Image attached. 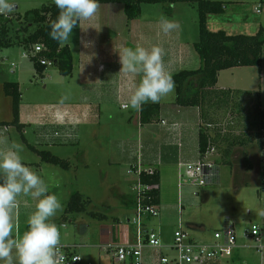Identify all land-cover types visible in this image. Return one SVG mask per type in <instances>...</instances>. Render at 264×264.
<instances>
[{"label":"rangeland","instance_id":"1","mask_svg":"<svg viewBox=\"0 0 264 264\" xmlns=\"http://www.w3.org/2000/svg\"><path fill=\"white\" fill-rule=\"evenodd\" d=\"M219 1L226 3V9L220 15H210L207 28L211 31L224 30L229 34H254L258 23L261 21L264 23V0ZM14 2L16 4L15 13L23 15L27 10L51 3L52 0H14ZM255 8H260L262 13H256ZM161 15L177 21L180 25L178 32L182 39L181 42L192 43L193 47V43L198 39L197 12L194 4L178 3L176 11L170 14L165 13L160 4H142L140 15L133 20L128 21L123 10L120 12V22H114L118 24L119 30L106 29L98 33L96 52L90 53L92 63L96 64L99 61L108 69L114 63L112 57L115 55L119 57L118 52L113 51L117 47L120 49L124 46L129 47L131 44L130 34L132 39L133 28L137 25L134 33L142 31L143 34L150 36L149 25L155 26V30H160L158 20ZM9 17L12 18L8 24L9 31L14 32L18 28V21L14 13ZM78 43V30L74 28L71 43H66L70 45L73 52L74 79L70 76H62L54 64L47 65L42 74L36 73L33 62L17 45H10L0 50V106H4L9 112V120L11 119V98L3 90L5 82L18 80L21 93L20 103L22 102L23 106L27 107L26 111L29 112L36 106L37 111L43 114V117L50 112L64 110L68 103H78V93L75 87L78 76V72L76 74L79 57ZM186 69L192 70L190 66ZM217 86L256 91L259 95V105L264 109V45L260 68L248 66L224 70L220 73ZM173 93L169 95L173 96ZM62 95L69 96V100L64 104L58 102ZM126 103L114 101L102 105L100 114L97 112L98 106L95 105L94 112L98 117L93 122L82 124L78 129V134H75L77 130L74 129L73 133L66 134L60 130H53L48 132L44 143L40 142L38 138L40 134L34 126L26 128L24 135L16 129L10 130V141L23 145L21 155L24 162L45 179L50 192L55 193L63 204V211L54 218V222L61 226L62 243L80 245L78 250L81 254H86L87 250L82 245L97 242L95 240L100 239L104 227L111 226L115 217L127 223L125 216L120 212L119 193H130L133 198V207L135 205L136 191L133 189L135 184L133 179L136 175L128 173L130 167L126 164L114 162L116 160L114 150L119 147L117 144L122 147V143L126 141L131 132L134 133L133 138L136 139L137 128L133 121L135 110L130 107L127 109L121 107ZM161 103H164V100ZM243 103L245 105L243 109L251 114L254 110V101L252 99L243 100ZM200 123L209 135L214 137L218 130L220 134L230 133L233 125L237 129L234 128L232 132L239 133L241 130L238 126L243 124L244 120L234 110L227 112L221 118H216V122L209 127L203 121ZM54 131H57V134ZM21 135L24 136L25 141L22 140ZM29 145L38 150H48L53 155L68 160V167L64 169L42 163ZM217 146H214L213 150L205 156L207 160L218 164L216 182L199 187L193 185L192 178L189 179L184 174L185 183L179 190L176 166L163 167L162 201L164 205H171L167 213V222L160 227V219L157 216L143 218V220L157 233H162L168 241L172 242L173 233L178 228L179 218L182 228L189 233L191 238L201 240H210L216 229H224L226 222L231 224L235 220L236 233H241L263 221V215L260 214L261 204L256 195L258 178L253 171L257 159V146L252 143L246 147H234L228 165L222 164L220 152L223 147L221 143L218 142ZM245 160L251 164V169L247 168ZM131 181L133 184L130 191ZM73 192H79L83 199L89 200L85 207L86 210L82 213H69L67 221L58 222ZM35 204L36 201L31 197H19L14 214L15 224L19 231L25 226L27 229L26 220L35 210ZM179 205L182 209L180 213ZM91 213L96 215L93 216ZM101 215L103 217H99ZM134 227L133 225L132 228ZM167 254L173 256L175 252L171 251Z\"/></svg>","mask_w":264,"mask_h":264},{"label":"crops","instance_id":"2","mask_svg":"<svg viewBox=\"0 0 264 264\" xmlns=\"http://www.w3.org/2000/svg\"><path fill=\"white\" fill-rule=\"evenodd\" d=\"M177 4L172 6L173 13L177 9ZM120 5L122 4L100 3V10L93 20L82 21L80 22V26L78 25L75 27L78 30L79 35V61L77 60L78 66L76 67V74L78 72V76L76 82L77 86H75L78 93V103H68L64 110L61 109L60 111L50 112L46 117H43V114H40V112L37 111L36 106L33 107L34 109L31 112H29L26 111L27 107L25 108L21 102L19 107V121L23 125V135L26 134V128L29 129L31 126L36 127V130L40 134V137L38 138L40 139V142L43 143L47 140L46 135L48 132H52L53 130H60L66 134L68 132L73 133L74 129L77 130L75 131V134H78V129L82 124L93 122L95 121V118L98 117L94 112L95 105L98 106L97 112L100 114V107L102 105L113 103L114 101L117 103L128 102V99L136 84L139 82L140 77L120 73L121 65L119 63V57H116L117 55L112 57L114 63L110 65L108 69L106 65L99 61H97L96 64L92 63L93 60L91 61L90 57V53L96 52L95 49L98 40V33L100 34L106 31V29L119 30L118 24L116 25L114 22H120V12L123 10V5L122 8H120ZM116 13H118L117 16ZM102 14L103 17H101ZM100 18L102 19L100 20ZM107 20L108 22H106ZM136 26L133 28L132 39L130 34L131 44H129V47L134 48L137 45L146 48H151L153 45L162 47L165 50V65L171 74L186 69L187 66H190V69H197L199 67L200 61L192 47V43H182L178 29L169 35H164L160 30H155V26L149 25L148 28L151 34L150 36H147L143 34L142 31H136V33H134ZM259 27H264L262 21L258 23L257 31ZM66 45L69 46L72 52L70 45ZM118 50L119 47L113 52H118ZM222 71L219 72L218 79ZM70 77L74 79L73 71ZM14 82H17L19 86L18 80ZM174 98L175 94L173 93V96L167 95L160 100L158 103L159 115L154 123H141L139 111H134L135 114L133 121H135L137 128L136 139L133 138L134 133L131 132L126 141L122 143V147L117 144V147H119L114 150V156L116 157V160L114 161L115 163H124L127 167L137 164L140 166L141 170L152 171L156 169L158 171L159 206L157 217L160 219V227L163 226L164 222H167V213L171 208V205H164L162 201L164 192L163 167L174 165L178 171V163H194L200 159L199 109L193 106H178L174 103ZM162 100H164V103H161ZM124 105L125 104L121 107ZM9 118V112L4 106H0V141L11 142L10 130L16 128L12 125L5 124L11 120H9ZM16 131L18 130L16 129ZM56 132L57 131H54V133ZM7 146V143L0 142V150L6 149ZM257 165L258 157L253 168L255 174L257 171ZM136 178L137 177L135 176L133 181L136 180ZM133 181L130 183V191ZM198 194L199 193H197V195ZM118 196L120 198V212L125 216L127 223L121 221L119 217H115L111 226L106 225L104 227L100 239L95 240L97 242L83 244L82 246L87 250L86 254H81L78 250V253L82 257V262L80 264H132L131 262L118 263L114 261L112 250L107 247L108 244L111 243L132 244L137 240L136 227L132 228L133 224L130 222L134 213L132 195L130 193H119ZM178 201L180 203V198ZM181 211L182 209L179 205V213ZM99 217L103 216L101 215ZM179 222H181L180 218ZM227 224L228 223L226 222L224 227ZM231 224L235 226V220L234 222H231ZM20 230L22 233L26 230V226ZM142 230L144 233L148 231H154L157 233L153 227L147 225L144 220ZM157 234L164 246L171 244L170 241L164 238L162 233ZM161 252L162 254H167V252L170 251L168 249H161ZM157 255V251L151 248H145L142 253L143 264H158ZM0 264H2V262H0ZM208 264H264V248L261 251H258L254 248L251 240L243 236V232L237 233L236 247L233 250L232 255L221 260L210 261Z\"/></svg>","mask_w":264,"mask_h":264},{"label":"trees","instance_id":"3","mask_svg":"<svg viewBox=\"0 0 264 264\" xmlns=\"http://www.w3.org/2000/svg\"><path fill=\"white\" fill-rule=\"evenodd\" d=\"M99 3H120L128 21L137 18L141 13L142 4H160L165 13L172 12V6L177 3L194 4L197 12L198 39L193 43V49L199 58L200 65L197 69H182L172 74L175 81L174 103L178 106H193L199 109V153L203 159L208 152L213 150L217 143H221L222 164H230L233 148L246 147L254 143L257 145L260 127L264 123V109L259 105V95L256 91L221 88L217 86L218 74L222 70L236 67L255 66L260 68L262 48L264 45V27H259L255 34H229L224 30L211 31L207 28L210 15H220L225 12L226 3L219 0H99ZM18 28L9 31V22L12 18L0 16V50L17 45L27 53L36 44L41 46V51L28 58L33 62L37 73L42 74L46 66L40 64L39 59H46L57 66L62 76H71L73 71V55L68 45L58 44L50 39L48 32L52 20L56 19L58 9L53 2L42 4L38 8L27 10L23 15L15 13ZM3 88L11 98L12 118L7 125L14 126L22 134L23 125L19 121V107L21 93L17 82H5ZM252 99L255 103L251 114L246 112L243 100ZM236 111L244 123L238 126L241 131L231 126V132L220 134L218 130L211 137L200 121L207 127L216 122L224 114ZM159 115L158 103H147L139 111L140 122L143 124L154 123ZM25 141L24 136L21 135ZM40 160L66 169L68 160L53 155L48 150H38L29 145ZM219 147V145L217 146ZM247 168L251 164L245 160ZM215 163V162H214ZM217 166L218 164L215 163ZM140 180L152 188L144 203L159 206V173L156 169L151 172L141 171ZM88 199H83L79 192H73L58 222L68 220L69 213H82L86 209ZM93 216L95 213H91Z\"/></svg>","mask_w":264,"mask_h":264},{"label":"clouds","instance_id":"4","mask_svg":"<svg viewBox=\"0 0 264 264\" xmlns=\"http://www.w3.org/2000/svg\"><path fill=\"white\" fill-rule=\"evenodd\" d=\"M58 9L52 20L48 35L58 44L71 43L73 29L82 21H91L100 10L99 0H52ZM16 10L14 0H0V16L7 18ZM160 31L169 35L180 25L174 19L161 15L158 20ZM120 73L139 76L128 102L123 106L141 111L143 105L159 103L174 92L175 81L167 70L165 50L153 45L121 47L118 50ZM69 100L62 95L60 104ZM7 143L0 150V262L2 264H65L62 251L61 226L54 218L63 211L59 197L50 192L49 185L35 170L28 166L21 155L23 145L16 141ZM21 196L36 201L35 210L27 217V229L22 233L15 224V210ZM264 215V211H261ZM264 247V245H261Z\"/></svg>","mask_w":264,"mask_h":264},{"label":"built area","instance_id":"5","mask_svg":"<svg viewBox=\"0 0 264 264\" xmlns=\"http://www.w3.org/2000/svg\"><path fill=\"white\" fill-rule=\"evenodd\" d=\"M256 13H260V8H255ZM41 46L36 44L29 53L25 51L26 57L34 56L41 51ZM40 64H52L46 59H39ZM57 134V133H56ZM257 177L258 188L257 197L261 204V211H264V123L259 130V138L257 143ZM141 168L139 165H131L128 173H134L136 180L133 189L136 191L134 213L130 222L136 227L137 240L132 244H108V248L112 250L113 260L118 263L131 262L132 264H143V250L151 248L157 251L158 264H208L210 261H217L228 258L232 255L236 247L237 233L232 224H227L224 229L216 230L210 240L193 239L187 231L182 228L181 222L174 231L172 242L168 246H164L159 235L154 231L143 232V218H150L158 215V207L144 203L148 198V192L152 188L148 184H144L140 180ZM148 172H151L148 170ZM192 178V184L202 187L207 184L216 182L218 177L217 165L207 160L205 157L194 163H178V187L183 186L185 181L183 175ZM264 218V215H263ZM243 236L252 241L254 248L261 251L264 247V219L260 223L255 224L250 229L243 232ZM63 244V243H62ZM78 245H64L62 251L66 256L65 264H80L82 257L78 253ZM161 249L174 251L173 256L162 254Z\"/></svg>","mask_w":264,"mask_h":264},{"label":"flooded vegetation","instance_id":"6","mask_svg":"<svg viewBox=\"0 0 264 264\" xmlns=\"http://www.w3.org/2000/svg\"><path fill=\"white\" fill-rule=\"evenodd\" d=\"M256 176H257V173H256ZM258 178V177H257ZM258 188V187H257ZM256 192H257V190H256ZM257 195V194H256Z\"/></svg>","mask_w":264,"mask_h":264},{"label":"water","instance_id":"7","mask_svg":"<svg viewBox=\"0 0 264 264\" xmlns=\"http://www.w3.org/2000/svg\"><path fill=\"white\" fill-rule=\"evenodd\" d=\"M256 194H257V192H256Z\"/></svg>","mask_w":264,"mask_h":264}]
</instances>
